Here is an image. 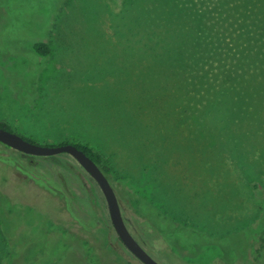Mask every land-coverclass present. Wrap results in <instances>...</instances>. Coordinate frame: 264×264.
<instances>
[{
  "label": "rangeland",
  "instance_id": "374dc122",
  "mask_svg": "<svg viewBox=\"0 0 264 264\" xmlns=\"http://www.w3.org/2000/svg\"><path fill=\"white\" fill-rule=\"evenodd\" d=\"M0 121L102 150L161 264H264V0H0ZM156 212L208 238L167 249ZM0 264L143 263L74 157L0 142Z\"/></svg>",
  "mask_w": 264,
  "mask_h": 264
},
{
  "label": "water",
  "instance_id": "95a60500",
  "mask_svg": "<svg viewBox=\"0 0 264 264\" xmlns=\"http://www.w3.org/2000/svg\"><path fill=\"white\" fill-rule=\"evenodd\" d=\"M0 142L32 156H52L60 153H68L74 157L101 188L108 205L113 227L125 247L143 264H161L130 231L124 219L118 195L110 179L100 166L87 153L77 147L75 143L64 142L57 145L39 144L26 139L17 132L3 127H0Z\"/></svg>",
  "mask_w": 264,
  "mask_h": 264
},
{
  "label": "trees",
  "instance_id": "16d2710c",
  "mask_svg": "<svg viewBox=\"0 0 264 264\" xmlns=\"http://www.w3.org/2000/svg\"><path fill=\"white\" fill-rule=\"evenodd\" d=\"M32 49L37 54H39L41 56H48L50 53V45L45 41H37V42L33 43ZM0 127L10 129L9 125L4 121H0ZM26 139L34 142L30 138H26ZM69 142H71V141H69ZM73 143H75V145H77V147H79L85 153H87L100 166V168L105 172L107 177L110 179V176H112L114 173L113 172V166H112L110 160L108 159V157L104 154V152H102V150H99L98 148L93 147V146L86 144L84 142H73ZM2 144L5 145L6 147H9L4 143H2ZM29 161H31V159ZM140 206H141L143 212H146V213L151 211V209H153V207L148 202H141ZM169 218H170L169 213L159 212V213L155 214L151 220L149 219L150 225H148V226H150L152 228L153 233H155V235L160 234L162 236V238H164V239L159 240V242L162 241L161 244L163 246H166V248L170 249V250H171V248H173V246H177V247H186V248H189L190 251H192V252H197V250H195V248L192 245H191L192 246L191 248L188 245L185 246L184 245L185 243H183L182 239H184V237L186 238L188 236L194 242L193 245L197 246L198 243H196V239H200L201 237L208 238V236L205 234H201L197 231H194L192 229L185 230V228L178 227V228L174 229V235L170 239L169 237H167V235L165 236V234L169 228ZM262 239H263V244H262V247L260 249H258V255L256 258H258L261 255V250H262V248H264V238H262ZM142 244H143V242H142ZM148 244H149V247L151 248V250H153V247H154L153 243H148ZM167 249H164V250H167Z\"/></svg>",
  "mask_w": 264,
  "mask_h": 264
}]
</instances>
